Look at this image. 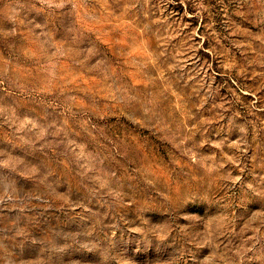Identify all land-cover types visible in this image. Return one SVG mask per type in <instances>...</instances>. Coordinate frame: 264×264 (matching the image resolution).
<instances>
[{
  "label": "rangeland",
  "instance_id": "rangeland-1",
  "mask_svg": "<svg viewBox=\"0 0 264 264\" xmlns=\"http://www.w3.org/2000/svg\"><path fill=\"white\" fill-rule=\"evenodd\" d=\"M0 264H264V0H0Z\"/></svg>",
  "mask_w": 264,
  "mask_h": 264
}]
</instances>
